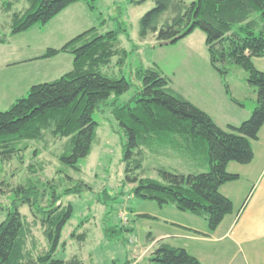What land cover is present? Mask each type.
Instances as JSON below:
<instances>
[{
    "label": "trees",
    "instance_id": "16d2710c",
    "mask_svg": "<svg viewBox=\"0 0 264 264\" xmlns=\"http://www.w3.org/2000/svg\"><path fill=\"white\" fill-rule=\"evenodd\" d=\"M85 1L95 9L96 0H0L4 11L11 14V33L17 34L35 25H44L71 4ZM150 0H131L138 5ZM155 6L140 19L139 34L145 39L155 34L160 44H175L200 29L206 35V46L212 68L224 81L226 92L237 105L243 100L232 95L227 75L234 67L247 72L248 83L255 88L256 106L250 117L239 125L225 129L213 117L178 92L157 66L139 67L140 80L130 101L115 105L112 113L120 124L124 138L126 178L133 184L134 197L172 205L179 211L204 219L214 231L233 211L232 200L221 192L225 183L240 178L228 171L230 162L250 163L254 159L253 141L264 125V71L253 59L264 57V0H152ZM24 2L21 10L15 6ZM120 30L99 33L92 27L61 47H48L39 59L54 58L62 53L73 55V68L56 80L34 84L26 96L17 99L6 111H0V154H18L31 141H41L46 134L67 139L56 154L63 169L80 172L82 158L91 154L98 138L94 113L113 94L127 92L132 82L125 76H111L103 71L117 58L126 63L128 52L119 47ZM0 36V43H7ZM145 150L154 155L173 151L192 171L158 169L159 178L141 176ZM164 153V154H162ZM39 155L38 150L35 151ZM44 165L40 163L41 170ZM65 168V169H64ZM34 171V168L32 169ZM91 188L80 180L73 186L54 193L46 202L35 185L20 186L22 202L29 205L33 220L15 204L0 223V264H85L78 255L57 257L65 250L62 230L73 217L72 203H63L70 194H81ZM145 216H150L144 214ZM40 225L47 241L38 248L33 232ZM106 228L109 240H119L123 230ZM75 235L72 232V236ZM86 233L78 235L85 239ZM155 238L148 237L149 242ZM148 264H203L186 248L159 239L151 248ZM130 261V260H129ZM127 261V262H129Z\"/></svg>",
    "mask_w": 264,
    "mask_h": 264
},
{
    "label": "rangeland",
    "instance_id": "374dc122",
    "mask_svg": "<svg viewBox=\"0 0 264 264\" xmlns=\"http://www.w3.org/2000/svg\"><path fill=\"white\" fill-rule=\"evenodd\" d=\"M23 4L24 2L19 3L15 10H21ZM94 4L93 10L85 1L71 4L48 23L12 34L11 14L4 11L0 3V36L8 38L6 45L1 47L4 51H0V63L5 58L19 62L8 71L0 68V111L8 110L17 99L26 96L30 86L56 80L73 68L70 57H63L68 55L73 58L69 53H62L65 55L52 60L46 68L48 72L44 69L40 74L34 72L36 65H29L32 61H21L39 59L37 57L48 47H61L92 27H96L99 33L122 29L123 26L128 28V33L120 30L119 35V47L128 52L126 63L121 66L115 58L103 71L111 76H125L133 84L124 94H113L94 113L99 125L98 138L91 154L80 160V172L73 168L60 171L63 165L56 154L63 150L67 139L51 134H46L44 140L29 142L28 148L18 154H0V223L6 220L15 204H18L22 213L28 215L30 221L33 220L28 203L22 202L24 198L20 197L24 195L19 190L20 186L35 184L41 194H44L43 202H46L54 193H60L64 188L83 180L91 188L85 189L81 194H70L62 198L63 203L73 204L75 213L62 230L61 239L66 242L65 250L59 248L56 256L70 258L78 255L85 264H132L134 261H137L135 264H148L147 257L154 246L145 247L149 243L148 237L172 230L174 225L167 219L199 226L208 224L204 219L179 211L172 205L160 206L156 201L134 197L133 184L126 178L124 138L119 131L120 124L112 113L114 106L130 101L136 93L140 85V80L136 77L139 67L157 65L170 77L176 88L191 93L196 101L211 100L216 93L218 98L212 102L221 104L224 101L223 104L227 103L226 110L236 111L242 107L231 105L234 103H231L227 95L225 84L223 87H213V77H210L211 80L206 79L203 90H198L197 86V90L188 86L189 79L190 82L197 83L199 74L208 67L211 68L206 35L202 30H195L175 44L161 45L155 34L150 33L145 39L139 34L141 17L155 6L152 0L138 5L131 0H96ZM5 74L12 78H6V81ZM14 76L27 79L26 83L16 85ZM226 81L230 84L232 95L243 100L247 108L253 111L256 99L252 103L251 98L256 92L247 81V72L241 67H234ZM224 94L229 99H225ZM218 121L228 129L226 121ZM36 149L38 156L35 154ZM166 154L171 155H154L145 150L143 169L139 170V174L159 178L158 169L161 167L177 172L192 171V168L183 164L182 159L172 156L175 152L168 151ZM40 163L45 166L44 170H41ZM108 227L132 230H123L117 241L107 238ZM33 232L38 248H46L47 241L41 226L34 227ZM72 232L75 235L72 236ZM82 233H86L83 240L78 238Z\"/></svg>",
    "mask_w": 264,
    "mask_h": 264
},
{
    "label": "crops",
    "instance_id": "0c3cea01",
    "mask_svg": "<svg viewBox=\"0 0 264 264\" xmlns=\"http://www.w3.org/2000/svg\"><path fill=\"white\" fill-rule=\"evenodd\" d=\"M5 45L6 43H0V51H4V48L1 47ZM61 55L65 54H60L50 59L32 58V60L21 62L32 61L29 65H36L33 68L34 72H39L40 74L43 73L44 69L46 71L48 64L52 60L59 59V57H62ZM63 57H66V59L70 57L73 62L71 56L65 55ZM17 63L19 62H13L5 58L0 63V68H6L8 71L12 65ZM253 63L258 70L264 71V57L254 58ZM7 75H4L5 79L12 78L10 74L9 77ZM198 77L196 78L197 83L190 82L189 79L188 86L190 88L203 90L206 79L211 80L210 77H213L211 80V82L213 81V87L224 86L223 79L212 66L204 70ZM14 78L16 85L19 83L25 84L27 80L18 79L16 76ZM171 83L178 92L181 94L186 93L184 94L186 98L208 112L221 127L223 126L218 120L226 121V126L239 125L250 117L252 113L246 104L245 106H240L242 108H238L239 110L236 111L226 110L227 103L223 104L224 101L221 104L212 102V100L218 98L216 93L211 100L205 102L196 101L191 93L176 88L173 85L174 82ZM10 84L11 82L8 83L9 86ZM213 90L215 89L213 88ZM201 94L205 97L203 93ZM228 97L226 98L224 94L225 99H229ZM252 97L251 101L254 103L256 93ZM253 150L255 156L250 163L241 164L233 161L228 165V171L239 174L240 178L221 186V192L232 200L234 207L233 211L224 218L216 230L211 232L208 226H199L195 223H180L177 220L167 219L174 225L172 230L162 232L155 237L150 235L151 238L155 239L147 243L145 247H151L159 239H165L173 245L186 248L191 254L198 257L203 264H264V125L260 130L258 139L253 141ZM136 262L134 261L132 264Z\"/></svg>",
    "mask_w": 264,
    "mask_h": 264
}]
</instances>
